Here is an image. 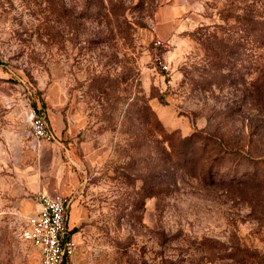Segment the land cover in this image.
<instances>
[{
	"label": "rangeland",
	"instance_id": "374dc122",
	"mask_svg": "<svg viewBox=\"0 0 264 264\" xmlns=\"http://www.w3.org/2000/svg\"><path fill=\"white\" fill-rule=\"evenodd\" d=\"M0 60L4 264L29 108L62 121L73 264H264V0H0Z\"/></svg>",
	"mask_w": 264,
	"mask_h": 264
},
{
	"label": "built area",
	"instance_id": "2783aa9c",
	"mask_svg": "<svg viewBox=\"0 0 264 264\" xmlns=\"http://www.w3.org/2000/svg\"><path fill=\"white\" fill-rule=\"evenodd\" d=\"M164 47L163 40L153 39L152 48L155 52L153 60L162 71L168 68L164 56L158 52ZM25 116L33 141L36 143L54 141L45 115L39 110L29 108ZM34 201L38 205V211L27 218L20 238L39 251L40 264H68L76 250L74 238L66 226L70 201L64 196L44 193H37Z\"/></svg>",
	"mask_w": 264,
	"mask_h": 264
},
{
	"label": "crops",
	"instance_id": "0c3cea01",
	"mask_svg": "<svg viewBox=\"0 0 264 264\" xmlns=\"http://www.w3.org/2000/svg\"><path fill=\"white\" fill-rule=\"evenodd\" d=\"M40 112L45 115L48 121L54 135V141L36 143L31 139L29 133L20 151L26 159L18 160V162H23L19 164L16 176L17 181L22 185L20 195L44 193L48 195L65 196L70 193L74 180L72 174L67 172L65 167L61 164V162H67L62 157L61 148L56 139L61 133L62 121L55 116L49 117L46 113ZM24 203L25 202L21 200L16 201V205L20 206L21 210H27V215L35 214L38 211V205L34 200H30L27 204ZM70 213L69 208L66 226L71 233L73 221L71 224L72 227L70 226V228L68 224L71 216ZM11 243L14 244L13 246H18L20 248L17 258L13 256L14 259H16L15 264H40L41 255L29 242L20 239L12 240ZM8 254L10 255L6 247L4 249V245L1 244L0 264L6 262V259L9 257L7 256ZM72 258L69 259L68 264H73Z\"/></svg>",
	"mask_w": 264,
	"mask_h": 264
},
{
	"label": "trees",
	"instance_id": "16d2710c",
	"mask_svg": "<svg viewBox=\"0 0 264 264\" xmlns=\"http://www.w3.org/2000/svg\"><path fill=\"white\" fill-rule=\"evenodd\" d=\"M0 64H1V60H0Z\"/></svg>",
	"mask_w": 264,
	"mask_h": 264
}]
</instances>
